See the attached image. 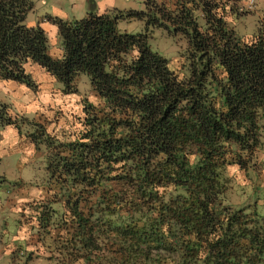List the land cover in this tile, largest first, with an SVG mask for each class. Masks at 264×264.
Here are the masks:
<instances>
[{"label":"trees","instance_id":"obj_1","mask_svg":"<svg viewBox=\"0 0 264 264\" xmlns=\"http://www.w3.org/2000/svg\"><path fill=\"white\" fill-rule=\"evenodd\" d=\"M240 2L145 0L144 10L52 17L55 58L46 32L25 23L33 3L0 0V79L34 89L33 64L66 94L86 77L96 98L62 140L0 106V127L43 149L48 197L32 209L46 233L63 228L57 264H264V214L225 196L229 166H257L264 117V33L236 34L228 16L244 14ZM130 19L143 30L118 28ZM155 28L181 41L179 71L152 49Z\"/></svg>","mask_w":264,"mask_h":264},{"label":"rangeland","instance_id":"obj_2","mask_svg":"<svg viewBox=\"0 0 264 264\" xmlns=\"http://www.w3.org/2000/svg\"><path fill=\"white\" fill-rule=\"evenodd\" d=\"M31 1L36 6L37 11L35 13L49 12L51 15L66 21L80 19L89 10L101 13L103 12L102 9L113 7L126 10L130 8L144 10L145 8V0ZM240 7L244 12L242 16L237 19L228 16V20L234 22L233 28L236 34L246 41L258 34H263L264 0H241ZM119 27L130 33L143 30L141 22L134 19L122 20ZM150 35L152 49L166 59H170V68L179 71L184 62L181 53L183 48L181 41L174 39L173 35L163 28L151 30ZM27 70L29 71V66ZM31 77L36 83V87L31 90L35 95L36 102L39 104V108L32 114L33 118L44 122L46 130L61 140L65 136L77 132L81 127L79 117L82 118L83 115L84 100L88 98L96 102L87 78L84 76L79 77L76 80L78 90L75 93L66 94L63 92L62 85L53 78H43L37 73L31 75ZM1 105L5 107L9 115L15 116L16 111L11 105L5 103H1ZM260 125L261 149L256 153L257 166L248 171L241 170L236 165L229 166L227 170L232 182L225 196L228 203L233 207L252 208L255 205L259 213L264 214V117L261 119ZM22 130L27 131L29 127L24 124ZM3 140L5 142L4 136ZM38 155L44 159L43 161L39 160L37 180L35 179L36 181L32 187L18 185L15 188L9 185V189L15 192V195L14 198L12 196L5 199L8 194L7 188L4 185L0 186V205L6 211L5 221H8L7 232L0 237V264H12L11 255L13 251H17V255L14 254L17 260L16 264H57L58 257L56 254H52L51 250L55 247L54 239L63 231V228L62 226L53 227L50 232L46 233L38 228V215L32 209L35 202L44 201L48 197L46 192L48 175L45 168L46 159L43 149L38 151ZM1 163L6 175L13 178L11 173L14 171L15 161L6 156ZM2 169H0V172H3ZM11 214L15 215V219H10ZM30 252L32 253L29 254ZM8 260H10L9 263ZM79 264H82V262Z\"/></svg>","mask_w":264,"mask_h":264},{"label":"crops","instance_id":"obj_3","mask_svg":"<svg viewBox=\"0 0 264 264\" xmlns=\"http://www.w3.org/2000/svg\"><path fill=\"white\" fill-rule=\"evenodd\" d=\"M31 2L33 3V7L26 15V25L30 27L39 25L46 32V35L48 37L49 54L55 58L61 57L63 54V50L61 47V40L58 34V27L53 24L49 19L56 16H53L49 12L45 11H41V13H35V11H37L36 6L34 5L33 1ZM114 9L122 11L126 10L113 7L102 9L103 12L101 13ZM120 22L118 23V28L122 31H126V29H121L119 27ZM28 66L29 71L27 70ZM28 66H26V71L32 76L34 73H37V75H40L43 78L45 77L49 79H55L48 72H46L44 69L40 68L37 65L29 64ZM1 103L11 105V107L17 113L24 114L28 117H33L32 114L39 108V104L35 100V95L30 88L14 81H5L0 79V104ZM3 136L5 138V142L3 140ZM6 156L15 161V167L13 168L14 171L13 173H11V175H13V178L7 176L1 166V162ZM43 159V157H39L35 145L31 143L24 135L20 134L19 131L13 125H5L3 127H0V169H2L3 171L0 172V186L4 185L7 188L8 194L6 195L5 199L7 197L11 198L12 196L14 198L15 195V192L9 189V185L15 188L18 185L28 187H32L34 185L33 183L37 180L39 172V160L43 161ZM3 209L4 207L0 205V237H2L5 232H7L6 228L8 227V221H5L6 211L5 209L3 211ZM12 218L15 219V215L11 214L10 219ZM9 261L10 260H8V263Z\"/></svg>","mask_w":264,"mask_h":264},{"label":"built area","instance_id":"obj_4","mask_svg":"<svg viewBox=\"0 0 264 264\" xmlns=\"http://www.w3.org/2000/svg\"><path fill=\"white\" fill-rule=\"evenodd\" d=\"M251 1V0H250Z\"/></svg>","mask_w":264,"mask_h":264}]
</instances>
